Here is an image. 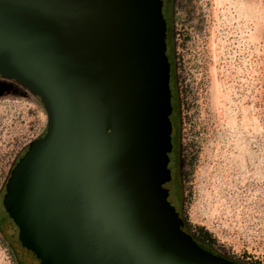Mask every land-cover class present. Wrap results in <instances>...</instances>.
Listing matches in <instances>:
<instances>
[{"label": "water", "instance_id": "95a60500", "mask_svg": "<svg viewBox=\"0 0 264 264\" xmlns=\"http://www.w3.org/2000/svg\"><path fill=\"white\" fill-rule=\"evenodd\" d=\"M163 8L0 0V76L47 115L2 197L25 263L236 264L198 243L180 216Z\"/></svg>", "mask_w": 264, "mask_h": 264}, {"label": "rangeland", "instance_id": "374dc122", "mask_svg": "<svg viewBox=\"0 0 264 264\" xmlns=\"http://www.w3.org/2000/svg\"><path fill=\"white\" fill-rule=\"evenodd\" d=\"M168 3L180 216L194 236L203 227L210 245L264 264V0ZM46 122L37 96L0 76V199ZM0 264H20L1 230Z\"/></svg>", "mask_w": 264, "mask_h": 264}, {"label": "flooded vegetation", "instance_id": "af4514ba", "mask_svg": "<svg viewBox=\"0 0 264 264\" xmlns=\"http://www.w3.org/2000/svg\"><path fill=\"white\" fill-rule=\"evenodd\" d=\"M169 3L167 0V10L166 14L164 15L166 25L168 27V22H169ZM170 54V53H169ZM170 63V75L172 77V63H171V57L169 59ZM0 230L1 232L4 233L5 236H7L13 243V246L15 248V253L18 257V260L20 264H27L23 261L21 258L19 251L17 250L16 247V228L14 222L9 218L7 212L5 211V208L3 206L2 198L0 199ZM191 234V233H190ZM191 236L200 244L211 250L214 254L221 256L223 258H226L236 264H261L258 261V257L254 255H246L245 251L238 252V251H226L222 249L221 245H215L212 244L210 245V242L208 240H202L201 237H196L193 234Z\"/></svg>", "mask_w": 264, "mask_h": 264}, {"label": "trees", "instance_id": "16d2710c", "mask_svg": "<svg viewBox=\"0 0 264 264\" xmlns=\"http://www.w3.org/2000/svg\"><path fill=\"white\" fill-rule=\"evenodd\" d=\"M172 66H173V62L171 61ZM174 69L172 67V74L174 75ZM174 77V76H173ZM13 80V79H12ZM16 83H18L16 80H14ZM176 81V79H175ZM20 84V83H19ZM23 86V85H22ZM26 88V87H25ZM38 98V97H37ZM39 99V98H38ZM39 101L41 102V100L39 99ZM42 103V102H41ZM176 106H178V102L176 103ZM199 236L201 237L202 240H208L210 243L212 242V239L210 238V234L208 233V231H206L205 229H203V227H199Z\"/></svg>", "mask_w": 264, "mask_h": 264}]
</instances>
